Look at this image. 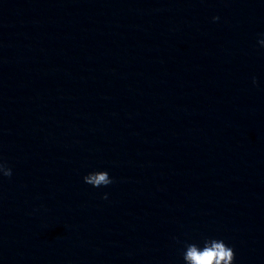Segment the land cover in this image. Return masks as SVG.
Returning a JSON list of instances; mask_svg holds the SVG:
<instances>
[{"label":"clouds","instance_id":"clouds-1","mask_svg":"<svg viewBox=\"0 0 264 264\" xmlns=\"http://www.w3.org/2000/svg\"><path fill=\"white\" fill-rule=\"evenodd\" d=\"M213 20H219V17H213ZM259 43L264 46V39ZM253 83H256L255 79H253ZM0 174L3 177L12 175L11 168L2 161H0ZM83 180L86 184L96 188L106 187L113 183V179L107 171L90 172L83 177ZM103 198L107 199L108 194L105 193ZM183 259L188 264H234L235 253L223 240L210 239L204 241L203 247H197L195 243H188L186 252H183Z\"/></svg>","mask_w":264,"mask_h":264}]
</instances>
